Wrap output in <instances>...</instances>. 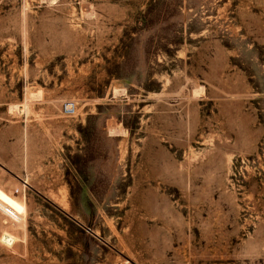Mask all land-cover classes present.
Masks as SVG:
<instances>
[{
	"label": "rangeland",
	"instance_id": "obj_1",
	"mask_svg": "<svg viewBox=\"0 0 264 264\" xmlns=\"http://www.w3.org/2000/svg\"><path fill=\"white\" fill-rule=\"evenodd\" d=\"M0 264H264V0H0Z\"/></svg>",
	"mask_w": 264,
	"mask_h": 264
},
{
	"label": "bare ground",
	"instance_id": "obj_2",
	"mask_svg": "<svg viewBox=\"0 0 264 264\" xmlns=\"http://www.w3.org/2000/svg\"><path fill=\"white\" fill-rule=\"evenodd\" d=\"M32 96V95H31ZM38 96H39V94H38ZM70 106L72 107V105L71 104H69L67 107L70 109ZM26 107V106H25ZM24 107V108H25ZM15 108V107H14ZM20 108V107H19ZM27 108V107H26ZM15 110V109H14ZM71 111V110H70Z\"/></svg>",
	"mask_w": 264,
	"mask_h": 264
},
{
	"label": "built area",
	"instance_id": "obj_3",
	"mask_svg": "<svg viewBox=\"0 0 264 264\" xmlns=\"http://www.w3.org/2000/svg\"><path fill=\"white\" fill-rule=\"evenodd\" d=\"M66 110H69V108L67 107Z\"/></svg>",
	"mask_w": 264,
	"mask_h": 264
}]
</instances>
